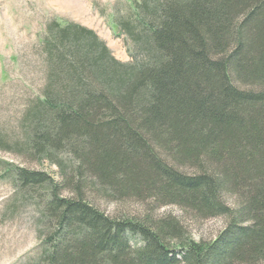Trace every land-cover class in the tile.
I'll use <instances>...</instances> for the list:
<instances>
[{"label": "trees", "instance_id": "obj_1", "mask_svg": "<svg viewBox=\"0 0 264 264\" xmlns=\"http://www.w3.org/2000/svg\"><path fill=\"white\" fill-rule=\"evenodd\" d=\"M116 24L131 63L79 24L55 21L43 38L48 82L15 149L62 180L8 169L40 198L32 264L264 263V0H131ZM98 186L228 221L195 240L176 218L106 213Z\"/></svg>", "mask_w": 264, "mask_h": 264}, {"label": "rangeland", "instance_id": "obj_2", "mask_svg": "<svg viewBox=\"0 0 264 264\" xmlns=\"http://www.w3.org/2000/svg\"><path fill=\"white\" fill-rule=\"evenodd\" d=\"M130 1L0 0V143H4L0 146V264H32L43 247L40 198L19 190L8 169L24 167L48 173L56 182L62 180L54 161L27 156L15 149L16 141L24 138V115L43 96L48 82L49 62L43 42L47 27L55 21L85 26L105 42L118 60L131 63L137 55L131 37L116 24V19H127ZM102 190L98 186L94 197L106 213L176 218L186 235L195 240L215 238L228 221L223 216L199 217L149 194L119 199ZM62 193L67 194V190ZM224 200L230 206L236 202L232 195H226Z\"/></svg>", "mask_w": 264, "mask_h": 264}]
</instances>
